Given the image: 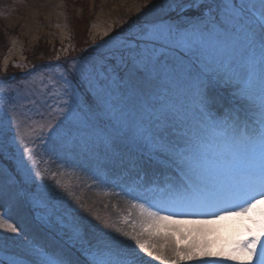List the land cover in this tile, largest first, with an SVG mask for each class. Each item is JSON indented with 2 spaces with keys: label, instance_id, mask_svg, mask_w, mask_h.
<instances>
[{
  "label": "snow or ice",
  "instance_id": "6c2138e0",
  "mask_svg": "<svg viewBox=\"0 0 264 264\" xmlns=\"http://www.w3.org/2000/svg\"><path fill=\"white\" fill-rule=\"evenodd\" d=\"M188 7L193 8L190 15L196 17L195 20L184 22L169 16L168 19L176 22L168 23L164 18L159 23L147 22L127 40L101 53L98 59L86 61L71 71L70 78L65 75L60 82L63 91L57 89L52 93L59 97L58 122L53 124L45 119L39 130L50 140L40 139L45 144L50 143L53 150L58 147L84 150L88 145L78 141L79 130L111 122L112 134L102 140L106 148L117 147L120 140L133 168L174 167L185 178L162 208L153 211L133 204V208H139L145 223L139 235L124 232V236L149 256L158 248L156 259L179 264V260L196 258L198 253L171 246L172 258H167L163 244L150 245L140 238L147 233L170 244V233L175 230L161 236V229L180 221L174 220L168 209L211 214L218 220L248 216L256 225L255 229L247 230L248 239L236 242L227 252H205L204 256L235 264H264V207H261L264 205V169L258 177L245 176L243 183L227 189H217L206 180L213 166L210 161L218 156L227 154L239 158L241 148L253 139L264 144V93L260 96L255 93L258 76L264 87V3L229 6L233 19L244 32L249 49L246 59L233 58L228 54L227 43L208 35L206 22L213 14L214 4ZM257 50L258 59L254 56ZM65 95L72 103L63 99ZM117 99L139 104L134 103L131 109L125 110L114 103ZM29 103L41 118H45L46 110L48 116L52 115V105L40 94L29 99ZM60 103L64 107L61 108ZM218 105L228 108L224 119L214 114L219 112ZM233 105L237 106L235 110ZM193 113L202 134L190 127ZM238 131L244 138L243 143L236 135ZM18 136L23 144V136L19 133ZM31 159L26 150L19 164L6 161L7 170L0 171V194L20 184L21 190L14 193V197L18 203L26 202L29 213L35 215L38 224L33 230L40 239L58 236L60 243L54 251L43 243L29 240L23 255H10L7 260L0 258V264H143L134 249L122 247L115 240L105 243L96 239L94 226L64 208L54 194L33 192L26 187L25 161ZM36 175L40 177L39 172ZM57 186L61 187L59 182ZM160 211L167 214L161 215ZM105 227L109 225L105 223ZM0 229L14 236L26 235L23 227L9 222L5 216H0Z\"/></svg>",
  "mask_w": 264,
  "mask_h": 264
},
{
  "label": "rangeland",
  "instance_id": "374dc122",
  "mask_svg": "<svg viewBox=\"0 0 264 264\" xmlns=\"http://www.w3.org/2000/svg\"><path fill=\"white\" fill-rule=\"evenodd\" d=\"M261 3L264 0H0V156L4 157L0 159V171L7 170V160L19 164L27 150L32 159L25 161L26 187L33 192L54 194L56 201L64 208L94 226L96 239L105 243L115 240L122 247L134 249L143 264H166V261L155 258L158 248H154L153 255L149 256L123 233L139 235L142 232L145 219L141 217L138 207H132L133 204L154 208L155 211V206L162 208L174 195V189L180 184L170 169L133 168L120 140H117V147L106 148L102 140L104 136L112 134L111 122L105 121L79 130L78 141L88 145L84 150L67 147L53 150L50 143L45 144L40 139L44 137L50 140L45 132L39 130L40 125L45 123V119L53 124L58 122L56 117L60 113L56 106L59 97L52 93L57 89L63 91L60 82L65 75L70 78L71 71L86 61L98 59L101 53L127 40L147 22L159 23L161 18L168 23L176 22L168 19L169 16L178 17L184 22L195 20L196 17L190 15L193 8H189V5L214 4L213 11L219 15L215 14V20L207 21L208 35L227 43L230 49L228 54L233 58H248L244 32L233 19V10L229 6ZM78 23H81L80 31L84 39L90 44V50L82 57L71 56L79 45L74 27ZM254 56L258 59L260 52L257 50ZM255 93L257 96L264 93L259 76ZM37 94L52 105L51 116L47 115L48 110L45 111V118L36 115L29 99ZM63 99L72 103L66 95ZM114 103L125 110L131 109L134 103L139 104L138 101L124 99H117ZM60 107L64 105L60 103ZM217 107L219 112L214 114L224 119L228 108ZM197 119L193 113L189 124L194 132L202 134ZM18 133L23 136V144ZM236 135L243 143L241 132L238 131ZM210 164L213 166L206 175L210 186L225 189L241 184L245 176L258 177L264 169V144L259 139H253L245 148H241L239 158L222 154ZM37 172L40 173L39 178ZM57 182L61 187L57 186ZM20 190L21 185L16 184L11 191L5 190L0 194V216L7 217L9 222L20 225L26 232V235L14 236L0 229V258L5 260L10 255H23L29 240L43 243L54 251L60 243L58 236L39 238L33 230L38 221L34 214L29 213V205L26 202L18 203L14 197V193ZM179 211L197 215L198 218L211 217V214ZM105 223L109 227H105ZM227 226L230 232L225 233L221 227L216 234L208 237L209 245L199 248L194 246L199 233L188 229H177L179 234L174 232L170 235V245L162 238L147 233L140 238L150 245L163 244L167 258H172L171 246L198 253L196 258L179 260V264H210L207 261L210 258L215 264H223L222 259L207 257L204 253L227 252L236 242L249 238L248 229L256 228L248 216L230 218ZM116 229L121 231L117 232ZM168 231L161 229V236Z\"/></svg>",
  "mask_w": 264,
  "mask_h": 264
},
{
  "label": "bare ground",
  "instance_id": "6f19581e",
  "mask_svg": "<svg viewBox=\"0 0 264 264\" xmlns=\"http://www.w3.org/2000/svg\"><path fill=\"white\" fill-rule=\"evenodd\" d=\"M227 189V188H225ZM123 203V201H122ZM225 207H227V205H225ZM261 207H264V205H262ZM161 207L155 206V211L160 209ZM154 211V208L152 209ZM168 211H171L173 213L172 218L174 220L180 221L179 223L176 224H171L167 226L166 230H172L174 229L175 231H171L170 235H173V233H178L176 232L177 229H188L191 231H197L199 233V238H196L194 243V246L199 247H204L208 244L207 240H209V236L211 234H216V232L218 231V229H220L221 227L224 228L225 233H227L228 231L230 232V228L227 226V221L230 220V218H234L235 216H228L226 219L223 220H218L216 219V217L214 215H212L211 217L206 218H198L197 215H191V214H186V213H182L177 209H168ZM161 215L167 214L166 211H160ZM221 215H225V213L221 212ZM196 220H213L215 221L214 223H207V224H200V223H194L193 221ZM168 233V232H167ZM179 234V233H178ZM235 242V241H234ZM170 245V244H168ZM209 245V244H208ZM208 263L210 264H215V261H213V258H210V260H207ZM224 263L223 264H235V262L233 261H225L223 260Z\"/></svg>",
  "mask_w": 264,
  "mask_h": 264
},
{
  "label": "trees",
  "instance_id": "16d2710c",
  "mask_svg": "<svg viewBox=\"0 0 264 264\" xmlns=\"http://www.w3.org/2000/svg\"><path fill=\"white\" fill-rule=\"evenodd\" d=\"M80 26H81V23H78L77 25L74 26L76 28L75 38L79 41V42L77 41V43L79 44L78 47H76L77 49L74 50V52L71 54V56H74V57L76 55H79L82 57L86 54L88 50H90L89 49L90 44L88 43L86 39H84V35L80 31Z\"/></svg>",
  "mask_w": 264,
  "mask_h": 264
}]
</instances>
